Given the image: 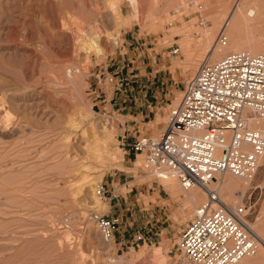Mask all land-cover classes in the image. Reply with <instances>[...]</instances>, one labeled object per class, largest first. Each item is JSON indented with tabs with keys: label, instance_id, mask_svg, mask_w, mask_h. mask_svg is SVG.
I'll return each mask as SVG.
<instances>
[{
	"label": "rangeland",
	"instance_id": "rangeland-1",
	"mask_svg": "<svg viewBox=\"0 0 264 264\" xmlns=\"http://www.w3.org/2000/svg\"><path fill=\"white\" fill-rule=\"evenodd\" d=\"M139 1L138 15L130 0H0V264H143L160 245L166 264H194L176 247L181 229L207 196L196 201L194 191L184 190L177 178L172 187L151 173L144 156L123 145L130 140L123 131V117L99 106L97 93L101 87L110 97L124 85L116 59L130 35L171 63V75L180 87L205 59L243 51L249 44L264 48V0H242L249 37L241 41V49L232 48L230 28V33L224 30L238 0ZM74 19L102 25L101 38L87 50L57 35L61 22L75 31ZM219 31L224 42L218 40ZM173 44L179 46V54L171 60ZM105 75L112 76V82L103 84ZM176 92L163 116L159 110L153 124L148 123L152 131L143 124L142 134L160 135L171 107L181 99L182 91ZM110 122H115L117 133L108 140V153L94 159L86 147L97 148ZM87 175L92 179L89 186L82 180ZM239 181L247 184L244 192H236V202L226 203L249 202L246 218L262 242L264 156L252 180ZM97 184L105 189L100 197L95 194ZM124 195L128 203L138 199L136 217L120 215ZM141 207L144 214L138 212ZM93 212L118 221L117 237H130L132 230L124 224L134 227L137 221L145 240L127 247L119 246L118 240L106 243L91 218ZM259 245L246 259L259 256Z\"/></svg>",
	"mask_w": 264,
	"mask_h": 264
},
{
	"label": "built area",
	"instance_id": "built-area-1",
	"mask_svg": "<svg viewBox=\"0 0 264 264\" xmlns=\"http://www.w3.org/2000/svg\"><path fill=\"white\" fill-rule=\"evenodd\" d=\"M204 22L199 16L198 23ZM218 40L225 41L222 31ZM168 53L173 60L179 46L171 45ZM112 80L105 75L103 84ZM129 139L123 145L142 154L145 166L156 177L174 176L184 190L194 185L207 189L206 201L195 208L180 231L176 249L184 258L194 264H237L255 254L257 240L246 218L252 206L242 199L228 205L208 184L225 173L250 182L260 166L264 53L230 51L216 60H203L182 85L181 99L171 107L160 135L135 131ZM104 191L103 185L95 186L98 197ZM91 218L108 244L118 240L119 246L127 247L145 240L139 230L130 237H117L118 221L104 214L93 212Z\"/></svg>",
	"mask_w": 264,
	"mask_h": 264
},
{
	"label": "crops",
	"instance_id": "crops-1",
	"mask_svg": "<svg viewBox=\"0 0 264 264\" xmlns=\"http://www.w3.org/2000/svg\"><path fill=\"white\" fill-rule=\"evenodd\" d=\"M137 39L133 35L123 39V50L116 59V67L119 68L118 70L125 79L124 85L119 87L118 90H114L110 97L100 87L102 91H98V100L96 101L99 106L109 107L119 112L118 114L124 119L122 126L123 131H127L126 136L132 135L135 131L141 132L140 128L143 124L145 127H149V131H152L154 126H149L148 123L152 122L153 124L159 110H162V112L158 115L162 117L163 111L167 108V101L169 100L171 104L177 97L176 91H182V86L180 87L175 76L171 75V63L160 57L158 55L159 51L155 50L154 47H147L144 42H139ZM130 43H134V46L131 49H126V46L129 47ZM156 130L158 131L159 128H156ZM124 198V202H119L120 215L125 216L129 213V215L136 217V201L138 199L134 198L131 201L132 203H128L126 195H124ZM160 199L162 200V198ZM161 200L159 201V211L162 209L163 204ZM138 212L144 214L145 207H141ZM122 218L125 220V217ZM135 222L134 227L131 224H124L126 228L129 226L128 230H132L130 235L137 230L138 222Z\"/></svg>",
	"mask_w": 264,
	"mask_h": 264
},
{
	"label": "bare ground",
	"instance_id": "bare-ground-1",
	"mask_svg": "<svg viewBox=\"0 0 264 264\" xmlns=\"http://www.w3.org/2000/svg\"><path fill=\"white\" fill-rule=\"evenodd\" d=\"M130 1L132 2L134 8L136 9V13L139 15V13L141 11V9L139 11V2L140 1L139 0H130ZM243 1H245V0H243ZM243 3L244 2H242V0H238L237 3H235L236 6L233 7L232 10H230V12L228 14L227 21L225 23V27H224V30L225 31L227 30V32H229L227 28H230L231 44H232L231 46H232V48H236V49L243 48V45L240 46L241 41L244 39V37H247V38L249 37V35L248 36L245 35V33L248 32L249 28H248V25L246 24L248 21L247 20V12H245V5L246 4L244 5ZM115 4L116 3H112L110 5V7H112L114 10L117 9V8H115V6H116ZM54 25L55 26L57 25L56 22L54 23ZM73 25L75 26L74 27L75 31H73L70 27H68V24L66 22H61L60 25L57 26V28H59V30L57 31V35L58 34L63 35L66 37V40L71 41V42L74 41L75 42L74 43L75 48L76 47L78 49L84 48V50H87V48L85 49V47L90 46V44L95 40V38H101L100 33L102 30L101 29L102 25L98 22L93 23L90 20H85V19L84 20L82 19L81 22H76V20L74 19ZM74 32L76 34H74ZM67 33H70L72 36L68 35ZM244 40H246V39H244ZM91 46H92V44H91ZM248 46H250V47L246 48L248 50V52L264 53V48H261L260 46L257 47L256 45L252 46L250 44ZM246 49L243 48V51L244 50L246 51ZM116 131L117 130H116L115 122L111 123L109 131L107 132L106 135L104 134L105 137H103L101 140L99 139L100 141H97V143H96L97 148L96 147L94 148L90 144L87 145L86 148H87L88 154L92 158L98 159V158H101L102 155H104L105 153H108L107 152L108 151V145H107L108 140L110 137H112V135ZM138 155H141V154H138ZM231 176H233V175H231L229 173H225L221 176L223 179H219V176H217L216 180H211L210 183L208 184L209 189H212V190H214L220 194V195L219 194L218 195H219V197L221 196L220 199L224 203H226L227 201L236 202V200H234V198H235L234 196H236V192H239L240 190L242 192H244L246 185H247L244 183L242 185V183L239 181L241 179H239L235 176H233V177H235V178H233ZM159 178L163 181H167L166 183L168 185L174 187V184L172 182L175 179L174 176L165 175V176H160ZM82 180H83V185H87V186H89L88 184H90L92 182V179H90V175L85 176L84 179H82ZM211 183H212V186L210 185ZM187 190H190V191L192 190V192L194 191L193 192V198L196 201L202 200L203 197L207 196V189L201 185H194ZM258 244H260L259 245L260 246V254L257 258H255V260H248L245 257L242 260H240L237 264H264V238H263L262 242L257 241V245ZM256 250L258 252V249H256ZM142 262H143V264H146V263H148V264H166V256L164 255V247L163 246L154 247L151 250V252L146 257H144Z\"/></svg>",
	"mask_w": 264,
	"mask_h": 264
}]
</instances>
